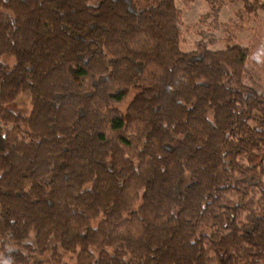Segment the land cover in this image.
Instances as JSON below:
<instances>
[{
    "label": "trees",
    "instance_id": "1",
    "mask_svg": "<svg viewBox=\"0 0 264 264\" xmlns=\"http://www.w3.org/2000/svg\"><path fill=\"white\" fill-rule=\"evenodd\" d=\"M182 18L175 0H0V253L264 264V90L249 48L184 52Z\"/></svg>",
    "mask_w": 264,
    "mask_h": 264
},
{
    "label": "rangeland",
    "instance_id": "2",
    "mask_svg": "<svg viewBox=\"0 0 264 264\" xmlns=\"http://www.w3.org/2000/svg\"><path fill=\"white\" fill-rule=\"evenodd\" d=\"M137 2L138 0H134ZM182 12L181 48L189 53L197 49L202 43L210 50H225L230 45H240L249 48L251 56L247 61V73L244 83L250 87L264 90V12L256 9L253 13L245 10L246 0H175ZM264 4V0H258ZM134 92L126 100L117 105L121 112H125ZM26 110L30 109V102ZM23 109V105H19ZM1 146V145H0ZM259 199V193L255 196ZM61 255L55 261L52 253L45 256L21 255L11 252L8 255L0 253V264H77V253L58 251Z\"/></svg>",
    "mask_w": 264,
    "mask_h": 264
}]
</instances>
